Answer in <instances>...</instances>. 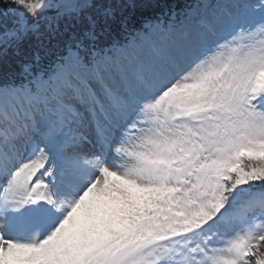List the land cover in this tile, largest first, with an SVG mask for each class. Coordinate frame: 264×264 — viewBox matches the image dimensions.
<instances>
[{
    "label": "snow or ice",
    "instance_id": "6c2138e0",
    "mask_svg": "<svg viewBox=\"0 0 264 264\" xmlns=\"http://www.w3.org/2000/svg\"><path fill=\"white\" fill-rule=\"evenodd\" d=\"M0 0V264H264V0ZM49 12L54 15L49 16Z\"/></svg>",
    "mask_w": 264,
    "mask_h": 264
},
{
    "label": "trees",
    "instance_id": "16d2710c",
    "mask_svg": "<svg viewBox=\"0 0 264 264\" xmlns=\"http://www.w3.org/2000/svg\"><path fill=\"white\" fill-rule=\"evenodd\" d=\"M192 2L193 0H157L150 3V0H136L137 7L128 9L129 28L141 29L145 22L155 21L154 19L158 15L165 18L171 13H179ZM2 19L0 17V21ZM3 28L0 27V31ZM71 35L72 32L64 29L62 25V31L56 37H49L47 33L41 37V40L30 37L19 49H9L6 53L2 52L0 54V83L10 79L18 81L22 65L36 60L37 57L40 65H46L51 59L52 51L60 49Z\"/></svg>",
    "mask_w": 264,
    "mask_h": 264
},
{
    "label": "rangeland",
    "instance_id": "374dc122",
    "mask_svg": "<svg viewBox=\"0 0 264 264\" xmlns=\"http://www.w3.org/2000/svg\"><path fill=\"white\" fill-rule=\"evenodd\" d=\"M135 1L136 0H133L134 3H135ZM155 1H157V0H150V3H154ZM48 15L49 16L54 15V12H49ZM5 26L8 27V28L12 27V18L11 17H9V19H7V20L2 19V21H0V27H4L5 28ZM4 28H3V30H4ZM0 54H2V52H0Z\"/></svg>",
    "mask_w": 264,
    "mask_h": 264
}]
</instances>
